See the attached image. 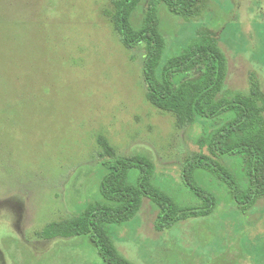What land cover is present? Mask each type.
Listing matches in <instances>:
<instances>
[{"label": "rangeland", "instance_id": "rangeland-1", "mask_svg": "<svg viewBox=\"0 0 264 264\" xmlns=\"http://www.w3.org/2000/svg\"><path fill=\"white\" fill-rule=\"evenodd\" d=\"M212 3L191 22L160 8L164 61L210 28L227 61L225 88L248 93L255 74L264 91V0ZM116 13V0H0V264H105L88 238L39 237L99 198L100 139L117 156L149 154L155 183L197 203L182 171L213 122L180 125L149 103L145 47L124 44ZM210 189L220 198L212 216L164 232L144 199L114 236L120 254L134 264H264V198L242 214L225 188Z\"/></svg>", "mask_w": 264, "mask_h": 264}, {"label": "trees", "instance_id": "trees-1", "mask_svg": "<svg viewBox=\"0 0 264 264\" xmlns=\"http://www.w3.org/2000/svg\"><path fill=\"white\" fill-rule=\"evenodd\" d=\"M116 2L115 25L124 44L128 48L144 45L146 50L143 77L149 103L174 114L180 125L213 122L210 127L204 122L197 139L200 152L185 163L182 171L183 185L197 203L180 204L155 183L156 164L149 154L117 156L107 141L100 139L106 157L98 166L99 198L79 216L49 224L39 237L88 238L105 264H134L120 254L114 236L120 226L136 217L144 199L158 207L155 229L164 232L216 212L220 198L210 184L225 188L227 198L242 214L264 198V91L255 74L251 75L248 93L225 88L227 61L218 32L210 28H200L184 49L164 61L167 42L160 8L165 7L185 22L199 21L213 10L212 0ZM223 159L230 160L231 165H224ZM16 253L25 256L21 247Z\"/></svg>", "mask_w": 264, "mask_h": 264}]
</instances>
